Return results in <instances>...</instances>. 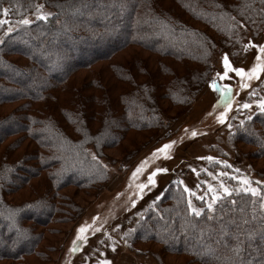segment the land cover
I'll return each mask as SVG.
<instances>
[{
	"label": "rangeland",
	"instance_id": "rangeland-1",
	"mask_svg": "<svg viewBox=\"0 0 264 264\" xmlns=\"http://www.w3.org/2000/svg\"><path fill=\"white\" fill-rule=\"evenodd\" d=\"M222 1L224 11L232 10L237 4L236 0ZM261 2L262 5L255 6L252 19L251 11L247 8L238 13L231 11V16L235 19L230 17L231 25L228 26L233 30L231 37L225 38L214 34L209 28L207 30L196 18L183 14V18L194 29L214 34L215 51L208 55V78L216 80L221 91L216 90L213 85L201 83L200 80L182 94L181 90L175 88L181 86L185 80L192 82L198 78L205 68L203 62H195L194 59L189 60L175 53L165 56L159 51L154 52L147 50L145 46L135 45L136 47L129 46L110 60L100 61L91 68L73 74L66 81L67 84L50 90V94L59 97V102L54 99L33 102L29 113L43 124L48 120L47 115L52 114L59 130L67 132L71 140L79 138L75 134L76 128L78 131L82 129L76 123V128L70 126L73 122L72 114L75 112L72 109L84 99L89 100L92 108L97 107L96 121L89 124L94 135L103 130L101 109L106 106V94L114 103L120 97H128L131 102H135L139 93L137 84L152 85L158 90L153 91V97L159 108L151 107V113L135 108L134 112L131 109L129 113L124 112V104L119 105V115L127 116L126 120L131 118L134 125L124 124L122 131L98 145L101 148L98 152L95 150L97 144L85 147L90 157L97 160L103 169L97 182L82 187L68 185L59 189L57 184H52L48 171H45L39 177L31 178L25 187L13 189L7 195L2 193L0 200L8 206L13 205L15 210L30 208L37 212V208L33 207L37 205L38 199L46 194L51 195L53 191H57L58 200L52 221H46L43 226L33 225L36 223L33 220L26 223V226H36L35 234L42 236L33 253L24 256L16 257L22 251L16 243L17 240L28 237L12 226V217L5 216V221L0 224L5 230V233L0 234V264H104L105 261L110 264H190L189 257L168 252L169 249L161 243L146 240L143 242L140 236L137 237L138 245L131 252L126 237L131 238L134 230L144 224L149 211L154 210L157 213L155 209L160 208L165 192L175 185L190 189L189 200L198 208L211 202L214 194L224 195L221 182L226 187L230 185L237 188V192L243 191L241 180L236 177H247L253 187L264 192V183H256L264 182V150L259 149L256 144H248L250 140L256 142L255 139L263 136L260 134L263 128L259 119L264 117V70L259 72L258 79H249L247 76L242 78L232 71L221 79L225 71V54L233 68H243L246 73L257 64V55L264 60V53H260L257 47H248L247 50L244 47L249 42L253 45H264V0ZM5 8L10 11L7 16L3 15V19L10 24L14 12L8 6ZM43 11L54 12L45 6ZM35 13L28 18L36 19ZM18 16L21 17L20 14ZM224 30L225 28L222 31ZM48 55L54 54L49 52ZM114 65H119L118 72L113 69ZM46 69L49 73L53 70L50 66H46ZM128 71H132L134 77L130 73L125 77L124 73ZM93 80L97 81V87L91 85ZM245 83L247 87L242 86ZM21 85L25 90L31 89L26 81ZM224 89L230 91L226 92ZM168 92L178 93L177 96L186 99L188 94L191 102L187 100L189 105H185L177 97L174 100L177 103H173ZM244 104L250 107H242ZM18 106L19 102L1 106L0 117L13 112ZM59 107L69 114L68 120H65ZM142 113L145 115L141 117ZM160 113L162 120L155 124L154 119ZM154 126L156 127L153 128ZM193 130L197 132L196 136L191 135ZM239 131L247 133L244 135L245 142L233 140L237 138L235 133ZM21 137V134L13 135L0 143V163L4 161L12 167L21 164L22 159H25L24 166H37L27 159L40 148L33 139L24 140L21 148L14 149L13 152L10 150V145ZM173 141L175 143L169 149L157 153L163 145ZM153 153L156 155L153 156ZM26 155L28 157L24 158ZM208 157L213 159L209 160ZM142 162L146 163L141 166ZM138 167L141 170L134 177L133 173ZM157 168L167 171L156 172L153 177L155 183H149V174ZM80 177L71 176L67 180L78 182ZM179 181L182 183H178ZM140 185L144 187L141 188ZM209 185H212L215 192L209 190ZM199 197H203V200ZM154 218H158V215L154 214L152 219ZM81 228H84L83 232L80 231ZM160 232V227L149 225L147 221L141 234L147 238H158ZM8 235L12 236L11 240L7 238ZM168 238H174V234L170 233ZM256 239L264 241L263 235H258ZM3 245H8L7 250L10 252H4ZM178 245L176 241L172 242L170 249L180 248ZM73 248L76 250L73 251ZM10 255L15 258H10Z\"/></svg>",
	"mask_w": 264,
	"mask_h": 264
},
{
	"label": "trees",
	"instance_id": "trees-1",
	"mask_svg": "<svg viewBox=\"0 0 264 264\" xmlns=\"http://www.w3.org/2000/svg\"><path fill=\"white\" fill-rule=\"evenodd\" d=\"M236 2L232 10L224 11L222 0H0V8L8 6L14 12L10 24L0 25V107L19 102L13 112L0 117V143L13 135L21 134L23 137L10 145L12 152L21 148L26 139H33L40 147L31 154L32 157L27 158L37 166H24L25 159L16 166L11 162L12 167L1 161L0 197L2 193L7 195L13 189L25 187L31 178L39 177L45 171H48L52 184H57L59 189L68 185L82 187L97 182L103 174V169L97 160L90 157L85 147L97 144L95 150L98 152L102 142L122 131L124 124L134 125L131 118L126 120L127 116L119 115V105L124 104V112L131 109L134 112V109L138 108L144 113H151V107L159 108L153 97L154 92L158 90L152 85L137 84L139 93L135 102H131L128 97H120L119 101L114 103L106 94V106L101 109L103 130L94 135L89 124L96 121L97 107L92 108L89 100L84 99L72 109L75 112L72 114L73 122L70 126H75L76 123L82 129L78 131L75 126V134L79 138L71 140L67 132L59 130L52 114L47 115L48 120L44 124L35 119L29 113L33 102L50 99L59 102V97L50 94V90L67 84L73 74L91 68L100 61L110 60L129 46L135 45L145 46L150 51H159L165 56L175 53L189 60L194 59L195 62H203L205 68L198 78L192 82L185 80L181 86L175 88L181 90L182 94L196 85V81L199 83L201 80V83L213 85L212 82L216 80L208 78L207 61L209 52L215 51L214 34L222 38L231 37L233 29L229 27L230 17L235 19L231 16V11L238 13L247 8L251 11L252 19L255 6L263 4L261 0ZM41 4L52 9L55 15L48 20L34 19L29 25L18 23L24 17L28 18L30 14L35 13L36 6ZM183 14L201 21V24L214 34L194 29L183 18ZM0 19H3V14H0ZM9 28L12 31H8ZM49 52L54 55H48ZM46 66L53 70L49 73ZM118 68L119 65L113 67L115 72H118ZM131 72L124 73L125 77L129 73L134 77ZM25 81L31 86L29 91L21 85ZM95 82L97 81L93 80L91 85L97 87ZM168 94L172 102L177 97L182 99L185 105L188 101L191 102L188 94L187 99L177 96L178 93L175 92ZM59 108L65 120H68L69 114ZM161 116V113L156 115L155 124L162 120ZM259 124H262L263 128L260 132L263 134L261 140L255 139L254 142L249 139L248 144H256L259 149L264 150V117L259 119ZM245 134L247 133L239 131L235 133L237 138L233 140L245 142ZM26 157L28 155L24 158ZM71 176H81V180H67ZM227 188L230 189L231 195L224 193L223 198L215 202V211L212 213L203 206L205 211L199 217L190 212V197L183 187L175 185L167 190L162 197L160 208L155 209L157 213L154 210L149 211V218L143 220L144 224L134 230L131 238L126 237L129 250L134 252L138 245L137 237L140 236L143 238L139 239L140 241L161 243L169 249L168 252L189 257L190 264H264V241L256 239L258 235L264 237V210L261 209L260 198L244 191L237 192V188L230 185ZM57 200V191L41 196L33 207L37 208V212L30 208L15 210L13 205L8 206L0 200V224L5 221V216L12 217V226L28 237L25 240H17V247L22 248V251L16 257L33 253L36 249L42 235L35 234L34 228L43 226L46 221H52L57 211ZM154 214H157L158 218L152 219ZM32 220L36 222L33 224L36 226H26V223ZM147 221L149 225L161 228L162 232L158 233V238H147L141 234ZM3 229L0 227V234L5 233ZM144 232L147 233L145 229ZM170 233L174 234V238H168ZM7 238L11 240L12 236L8 235ZM201 240L206 242L202 243ZM175 241L180 248L170 249L171 243ZM238 241L241 243L237 253L234 249ZM3 246L4 252H10L7 250L8 245ZM9 257L15 258L11 255Z\"/></svg>",
	"mask_w": 264,
	"mask_h": 264
},
{
	"label": "snow or ice",
	"instance_id": "snow-or-ice-1",
	"mask_svg": "<svg viewBox=\"0 0 264 264\" xmlns=\"http://www.w3.org/2000/svg\"><path fill=\"white\" fill-rule=\"evenodd\" d=\"M9 8H0V14H3L4 16H7V14L9 13ZM55 15L54 13H51V12H45L43 11V5H37L36 6V13H35V16H36V19L37 20H48L49 17ZM33 21L30 20L29 18L27 17H24L23 19H21L20 21H18V23L22 24V25H29L31 24ZM8 23V21L6 19H0V25H3V24H6ZM8 31H12L11 28L8 29ZM245 50H247L248 47H257L259 49V52L260 53H264V45H253L251 44V42H249L248 45H245ZM256 60H257V64H255L247 73L245 72V69L243 68H233L228 57H227V54H225L224 56V68H225V71L223 73V75L221 76V79H223L224 77H227L228 76V72L229 71H232V72H235L237 75L241 76L242 78L244 76H247L249 79L251 78H256L258 79L259 78V72L264 70V60H261V56L260 55H257L256 57ZM220 75V74H218ZM213 87L218 90V91H221L222 89H220L218 87V85L216 84V81H213ZM242 86L244 87H247L248 85L245 83L243 84ZM224 91H230V89H224ZM242 107L244 108H248L250 107V105L248 104H244L242 105ZM262 109H264V102H262ZM250 118V117H249ZM221 122H223V118L221 119ZM187 131V130H186ZM192 136H196L197 135V132L195 130L192 131L191 133ZM175 141L173 142H170L169 144H165L162 146L161 149H158L157 150V153L159 152H164L166 149H169L171 147L172 144H174ZM156 153H153V156H155ZM207 159L211 160L213 159L212 157H208ZM146 163V162H142V165ZM223 163H226V162H223ZM141 168L138 167L136 172L133 173V176L135 177L136 174L138 172H140ZM167 169H161V168H157L154 172L150 173L149 176H148V181L149 183H152L154 184L155 181L153 179V177L155 176L156 172H166ZM195 171V170H193ZM239 171V170H237ZM221 175H224V173H221ZM236 179H240L241 180V184L243 186L242 190L246 193H251L252 196H258L260 198V206H261V209H264V192H262L258 187H253L252 184H251V181L247 178V177H244V178H239V177H236ZM178 183H182V181H179ZM257 184H261V183H264V182H260V181H257L256 182ZM140 187H144V185H140ZM223 193H226L228 195H231V191L229 188H227L226 186H224L223 182H221V185H220ZM209 190L210 191H213L215 192V189H213L212 185H209ZM185 191L186 192H191L190 189H188L186 186H185ZM223 197L219 194H214L212 196V200L211 202H208L206 203V208L208 210L209 213H212L215 211L214 209V204L217 200H220L222 199ZM199 199L203 200V197H199ZM232 203H235V201H232ZM188 208L190 210L191 213H194L195 216L199 217L201 216V214L205 211V208H197L195 207L191 200H189L188 202ZM264 214V213H262ZM253 219H255V217H253ZM245 223H247V221H245ZM81 232L84 231V228H81L80 229ZM249 236H251V233H249ZM240 241H238L237 243V246L236 248L234 249V251H236L237 253L239 252L240 250ZM74 244H75V241H74ZM76 249L73 248V251H75ZM113 250L114 247H113ZM104 264H110L109 261H105Z\"/></svg>",
	"mask_w": 264,
	"mask_h": 264
}]
</instances>
